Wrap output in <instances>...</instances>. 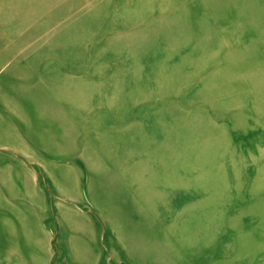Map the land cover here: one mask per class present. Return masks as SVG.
<instances>
[{"label":"rangeland","instance_id":"obj_1","mask_svg":"<svg viewBox=\"0 0 264 264\" xmlns=\"http://www.w3.org/2000/svg\"><path fill=\"white\" fill-rule=\"evenodd\" d=\"M0 41V264H264V0H0Z\"/></svg>","mask_w":264,"mask_h":264},{"label":"crops","instance_id":"obj_2","mask_svg":"<svg viewBox=\"0 0 264 264\" xmlns=\"http://www.w3.org/2000/svg\"><path fill=\"white\" fill-rule=\"evenodd\" d=\"M7 65H8L7 48H6V43L3 42V44L0 43V82L2 80V77L5 75Z\"/></svg>","mask_w":264,"mask_h":264},{"label":"bare ground","instance_id":"obj_3","mask_svg":"<svg viewBox=\"0 0 264 264\" xmlns=\"http://www.w3.org/2000/svg\"><path fill=\"white\" fill-rule=\"evenodd\" d=\"M143 228H144V231H145V232L148 231V230H146V227H145V226H144Z\"/></svg>","mask_w":264,"mask_h":264}]
</instances>
